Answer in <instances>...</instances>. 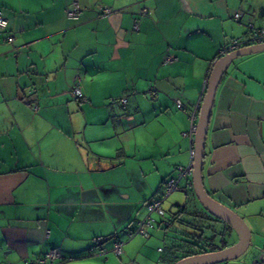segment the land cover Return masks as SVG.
I'll list each match as a JSON object with an SVG mask.
<instances>
[{"label": "crops", "instance_id": "obj_1", "mask_svg": "<svg viewBox=\"0 0 264 264\" xmlns=\"http://www.w3.org/2000/svg\"><path fill=\"white\" fill-rule=\"evenodd\" d=\"M72 1L0 0V264L49 249L54 264H168L171 251L155 261L147 246L160 224L145 236L127 231L190 162L189 113L229 53L220 50L249 36V24L264 33V0H77L70 20ZM78 76L83 101L72 93ZM124 95V107L111 104ZM204 151V189L250 231L243 256L218 264H253L264 255V50L229 62ZM225 231L227 246L237 242Z\"/></svg>", "mask_w": 264, "mask_h": 264}, {"label": "water", "instance_id": "obj_2", "mask_svg": "<svg viewBox=\"0 0 264 264\" xmlns=\"http://www.w3.org/2000/svg\"><path fill=\"white\" fill-rule=\"evenodd\" d=\"M262 50H264V42L251 44L225 54L214 63L207 80L205 93L199 106L196 120V131L194 135L195 155L193 157V169L191 174L194 194L201 206L210 215L225 222L234 230L237 234L238 240L230 246H226L215 251L182 257L172 264H218L239 257L245 252L250 243V231L246 223L231 209L212 198L204 189L202 168L211 106L217 84L222 74L233 58Z\"/></svg>", "mask_w": 264, "mask_h": 264}, {"label": "built area", "instance_id": "obj_3", "mask_svg": "<svg viewBox=\"0 0 264 264\" xmlns=\"http://www.w3.org/2000/svg\"><path fill=\"white\" fill-rule=\"evenodd\" d=\"M100 10H101V14H108L111 11V9L106 6H101ZM141 13L146 14L147 11L145 9H142ZM79 14H80V4L77 0H74L66 8V17L70 20H76L78 19ZM241 17H242V14L240 12H237L234 14L235 20H240ZM134 23H135L134 28L137 29L136 20ZM7 29H8V20L5 16H3L0 13V31L7 30ZM248 31H249V36L238 37V38L232 39L227 46H225L224 48L220 50V54H225L227 52L238 49L242 46H248V45L254 44L259 41H264V33L255 29L252 24L248 25ZM7 41L10 43L13 41L12 34H9L7 36ZM176 59L177 58L175 56L167 55L164 57V62L170 63V62H174ZM72 93L79 100L83 101L86 99L80 89V77L79 76L76 77L75 79V83L72 88ZM126 103H127V97L125 95L120 96L119 98L113 99L111 101V104L123 106V107L126 105ZM176 107L178 109L185 111V108L180 100H176ZM32 108H36V106L33 105ZM197 115H198V112L196 109H194L192 112L189 113L190 127L187 132L183 133L184 135L189 136L190 142H191L190 150H189L190 162L185 166L179 167L176 173L167 179L161 194L157 198H154L146 203L147 213L145 217L142 220L138 221L134 228L127 231L128 238H131L132 236H135V235H143V236L147 235V228L153 226V222H154V219L152 217L153 213L159 214L160 217L162 218L161 222H164L165 225H169L168 220H163L165 218V213L161 205L163 201L165 200V198H167L172 192L180 189V182L183 179L185 180L186 186L191 185L190 176L192 174L193 157L195 155L194 135L196 131ZM46 233H48V231H46ZM123 245H124L123 240H118V239L114 240L112 247H111L112 253L115 256H120L123 253ZM101 251L104 252V249H102ZM59 258H60V255L56 249H49L42 256H39L33 260L26 261V264H54V262L58 260ZM253 264H264V255L261 254L260 256H258L255 259Z\"/></svg>", "mask_w": 264, "mask_h": 264}, {"label": "rangeland", "instance_id": "obj_4", "mask_svg": "<svg viewBox=\"0 0 264 264\" xmlns=\"http://www.w3.org/2000/svg\"><path fill=\"white\" fill-rule=\"evenodd\" d=\"M185 186L186 183L183 179L180 182V189L172 192L167 198H165L161 205L165 213V218L163 220L170 221V225H165L164 222H160L159 220L162 218L159 214H152L154 219V228H156L157 224L161 225V227H157L158 229L156 228L158 230L159 236L156 234L153 235V233H151L152 236L150 235L146 239L148 240L151 238L150 242H148L150 245L147 246L150 248L149 253H153L155 255V261L161 254L165 255L169 251L171 243L173 242V240L165 237V235L163 236L164 231L168 230L169 232H172L175 231V229H179L180 231L187 229L191 230V227L188 224L184 225L183 222H180L179 220L187 221L190 224H195V226H204L209 224H216L217 227L219 226L217 225L218 222H212L211 219L204 213L205 209L201 206L196 196L193 194L194 191L186 188ZM204 230L206 235L210 233L207 228H204ZM167 235H169V233ZM227 240L230 241L228 238ZM158 246L163 249V252L160 253L155 250Z\"/></svg>", "mask_w": 264, "mask_h": 264}, {"label": "trees", "instance_id": "obj_5", "mask_svg": "<svg viewBox=\"0 0 264 264\" xmlns=\"http://www.w3.org/2000/svg\"><path fill=\"white\" fill-rule=\"evenodd\" d=\"M191 190L193 191V189ZM204 213L211 219L212 222H219L223 226L217 229L214 224L195 226V224H190L187 221L179 220L180 222L188 224L191 227V230L187 229L183 231H176L178 236L173 238V242L171 243V246L169 248V251H171L173 256L168 259V264H172L178 259L189 255L215 251L229 244V241L227 240L229 233H226L225 230L226 228L227 230H229L230 226L225 222L216 219L206 210H204ZM204 228H207L210 233L206 235Z\"/></svg>", "mask_w": 264, "mask_h": 264}]
</instances>
